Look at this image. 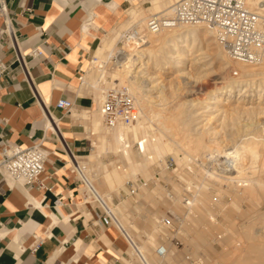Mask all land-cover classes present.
<instances>
[{
  "label": "crops",
  "instance_id": "0c3cea01",
  "mask_svg": "<svg viewBox=\"0 0 264 264\" xmlns=\"http://www.w3.org/2000/svg\"><path fill=\"white\" fill-rule=\"evenodd\" d=\"M148 1L4 0L0 58L8 71L0 81V152L6 142L41 144L48 157L43 188L28 189L0 175V264H132L123 233L109 236L110 222L92 205L75 173L82 178L75 164L91 146L86 123L77 116L97 105L84 78L100 41L132 6ZM11 34L26 61L28 79L16 60ZM36 48L44 55L32 60ZM60 100L72 102L74 109H59ZM181 221L179 217L177 224ZM187 235L189 243H177L171 264H219V245L198 238L191 243ZM240 259L251 261L247 254ZM237 260L234 255L229 263Z\"/></svg>",
  "mask_w": 264,
  "mask_h": 264
},
{
  "label": "rangeland",
  "instance_id": "374dc122",
  "mask_svg": "<svg viewBox=\"0 0 264 264\" xmlns=\"http://www.w3.org/2000/svg\"><path fill=\"white\" fill-rule=\"evenodd\" d=\"M174 1L175 0H169L168 5L171 6ZM150 4V1H148L140 3L139 6H132L131 8L134 11L132 10L133 12H131L129 15L130 8L126 12L125 20L116 26V28L109 31L107 35H105V37H103L100 41L97 49L102 44L101 47H103V54L100 55V59L96 64H101L103 61L104 76L101 77V73L98 72L97 68L92 69L90 66L84 78L85 87L90 91L91 94L95 96L97 102L96 106L99 107V103L101 101L100 98L102 99L103 96L100 90L105 91L116 86H128L118 85L117 82L113 80L115 72L119 70L116 58L118 60V58L123 57L119 56V54L118 57L117 53L126 52L124 51L126 50L124 47L126 44H128L127 42H121L120 37L121 34L124 31H127L133 24H137L141 29L146 26V24L141 23L142 17L139 12L143 8L150 6ZM135 10L138 14L135 12ZM138 19L140 20L138 21ZM141 24L144 26L142 27ZM116 29L117 32L114 33L113 31H116ZM207 35L208 34L202 32V34L198 36L199 39L196 41V49H199L200 51L195 54L198 55L200 52L204 54V59L202 60V62L205 61L204 63L199 64V62L197 63L194 61V56H189V60L185 61V69L182 71H177L171 68L163 70L159 67H156L152 62H149L148 65L143 66V68L147 69V71L144 70L143 72L146 75H134L136 76L137 80L139 78V81H137L132 75L134 78L133 80L135 81L136 85L140 87V89H130L132 90L131 92L134 95L135 100L139 97L140 99L142 98V103L144 102L142 106L138 105V103L136 104L138 111L141 109L142 113L144 112V115H149L145 119L147 126L154 125L153 127H149L151 129L156 128L154 124L155 121L153 120L152 116L154 112L164 111L169 114L171 111L177 112L181 110L184 112V118H186V120L189 118L187 120L188 125L186 124L184 126V130L187 132L189 131V134H192V136L195 137L199 135L201 136L203 133L202 136H205L203 137V140H206V144L209 141L213 143L211 144V142H209L207 144L208 146L211 145L207 151L204 150L203 153L201 151L196 155L192 154L193 157L191 154H187L190 156L189 159L188 157L183 159L184 156H187L186 153L184 155L181 150L177 149L176 152H165L158 159L150 160L147 163L143 153L138 150L137 144L133 143V135L130 134V137L128 136L127 140L129 141V144H131V148L128 150L129 154L131 153L130 156L134 161H131L130 163L125 156H123L121 153L115 152L114 150V134L116 129H105L106 127L104 123H102V130L100 134L92 135L93 126L90 120L91 114L82 112L79 116H77L81 122L86 123L84 124L87 131L86 137L88 138V141L91 145L87 152L81 155V158L77 159L79 167L82 169L83 175L85 174L84 176L90 182L92 181V185L98 189L97 191L99 194L101 196L103 195L102 197L112 208L115 216L122 224L124 231L116 224L107 210H105L99 198H97L96 195H93V192H91L84 178L79 176L77 170L75 173L82 182L83 190L86 191L88 199L92 202V205L95 208H98L102 213H104V215L107 213L110 215L109 222L111 226L108 230L109 236L116 237L118 231L123 233V237L121 236V241L126 247V251L132 260V264L145 263L141 259L140 255L135 252L132 245L130 244L129 239L137 246L144 247L145 257L148 262L150 261V264H166V258L158 257L156 254V250L159 245H165L169 251L167 261L168 264H171V255H175L178 251L179 246L177 243H189L187 233L191 236V243L194 241V239L198 238L209 245H219L221 250V258L218 260L219 264H230L229 259L234 255H237L238 257L236 264H246L244 260L241 261L240 259V257L244 259L246 254L247 256H250L251 259L249 264H264V256L262 259L258 260V254L257 251H255L257 248L256 246L260 245V243L263 245L264 249V196H262L256 203V201H253L249 198H244L239 195L242 187L238 186V179L231 182L225 181L226 178L236 175V173L233 171V169L235 170L236 167H233V165L235 166L238 161L242 162V164L246 165L247 167L251 165L249 162L252 160L250 159V149L253 148L252 146H254V148L253 151L251 149V153H257L259 161V164L256 163L253 165L257 170L256 176H260L264 181V170L262 171L260 166L263 162L262 155L264 150V145H262L264 144V115L257 113L251 115L247 112L244 113L240 110L234 111L233 109L237 107V104L240 101L243 102L241 104L242 106H257L255 103L259 102L260 100H264V92L259 93V90L261 89V83L260 81H257L252 87L250 86L252 91L248 92L245 96H240V89H246L245 87H249L248 85L241 86L230 98V100H232L230 103V108H232L231 110L233 112L231 110V112L228 110L223 111L226 108H224L225 106L222 104L229 101L228 94H223L221 96L222 104L219 107L222 111L220 110V114L219 112L203 113L204 110L201 109L202 105H199V107L195 106L196 103H203V106L208 105V103L212 101L214 94L218 93L217 89L222 88L228 81L232 80L234 77L233 70L236 68L235 64L233 63H231V67H229V60L226 53V61H221L217 53H224L225 51H223V49L218 45L213 33L211 34L212 36L209 35L210 37L208 36V38H206ZM103 40L104 42L102 43ZM148 43L149 42L145 43V45L143 43L141 44H143V48H147L150 45V43ZM130 46L132 49H134V47L137 49L136 45ZM95 55L96 54H94L93 57ZM135 59L137 58L135 57ZM91 60H93V58H91ZM147 60L148 58L143 60L145 61L144 63H146ZM137 64L138 61H136V65ZM204 64L206 66H204ZM136 71H138V69ZM260 95L261 98L259 99ZM183 104H185V106ZM262 105L264 107V103L260 106ZM175 107L177 108L175 109ZM194 113L196 115H194ZM197 113L202 116H197ZM205 115L207 117H205ZM203 118H208L210 120L207 122L205 129L202 127L203 123H197ZM137 122L138 121H136L134 123L135 125H133L136 126ZM194 127L196 128L194 129ZM205 133L206 135H204ZM106 134H109V138H106ZM141 135L142 131L139 132V137H141ZM253 137H255V139ZM99 138L101 140L97 141ZM111 138L112 140L114 139V141H112ZM249 138H252L250 142ZM95 139L97 142H99V144L96 143V146L97 144L99 146H97V148L92 144L93 140ZM175 139H180V137L176 136ZM215 141L217 144H215ZM149 144L148 146L150 147ZM244 144L246 146H244ZM215 146H217L218 149ZM242 146L244 147L242 148ZM216 150H218L219 153L216 152ZM208 151L215 152V154L211 156L212 158L208 156ZM236 151H239V153L242 154V161L241 159H233L235 161L234 162L232 158H229L234 154L233 152ZM242 156H244L246 160ZM170 158H173L176 163V170L174 172L169 171L166 166V162ZM132 162L134 164H132ZM142 163L145 165L143 166ZM130 165H136V168L137 165L138 167L140 166V168H137L135 175L129 168ZM143 168H145V170ZM125 170H127L126 176L121 182H119L120 184L116 183L110 187L107 186L110 185L108 182L105 181L104 183V179L106 180L107 177L106 173H113L114 171H120V173H122ZM258 172L262 176L258 175ZM103 174H106V176H103ZM251 176L252 175L249 173V171H246V174L241 177V180H248ZM134 179H138L141 182H146L148 186L140 189L136 195H131L127 191L126 186L129 181ZM185 180H187L189 183L187 181L185 183ZM184 197H187V200H189V202L192 204L186 206L184 203ZM171 216L176 217L177 219L179 217L183 219V221H181V225L177 224L180 226L178 233H171L161 222L164 218ZM176 222H178V220ZM151 237L153 240L149 239ZM232 264H235V262Z\"/></svg>",
  "mask_w": 264,
  "mask_h": 264
},
{
  "label": "bare ground",
  "instance_id": "6f19581e",
  "mask_svg": "<svg viewBox=\"0 0 264 264\" xmlns=\"http://www.w3.org/2000/svg\"><path fill=\"white\" fill-rule=\"evenodd\" d=\"M128 1H132V0H128ZM169 0H150V6H148L147 8H143L139 14L141 15V23L143 24H147V19L149 16H166V17H170L173 13V6L174 3L177 1L175 0L174 3L170 6L168 5ZM115 3L113 2L112 5H114ZM110 5V4H109ZM111 5V8H113L114 6ZM133 10V9H132ZM130 11L129 14L133 11ZM136 12V10H135ZM137 13V12H136ZM138 14V13H137ZM136 14V15H137ZM135 18V17H134ZM137 18V17H136ZM140 19H138L139 21ZM136 23V22H135ZM138 23V22H137ZM143 24L142 27L144 26ZM140 25V24H139ZM140 27V26H139ZM145 27V26H144ZM143 27V28H144ZM202 32H204L205 34H208L206 36V38H208L209 35L212 34V31L209 30L207 27L202 26V25H198V26H188V25H181L177 28H173V29H168V30H163L161 32H155L153 34H149L147 35V40H145L143 42V44L145 45V43L149 42L150 45L147 48H143V44H139L135 49H132L130 45L133 44H126V46L124 47L126 50V52H118L117 56L119 54V56H123L122 58H118L117 60V66L119 67V70H117L115 72L114 78L113 80L115 82H117L118 85H128L129 89L133 88L134 90H139L140 87H138L135 83V81L133 80L134 78H136V76H134L135 74H143L146 75L144 72V70L147 71V69L143 68L144 65H148L149 62H152L156 67H159L163 70L165 69H175L177 71H182L184 70V66H185V61L189 60V56H194V61H196L197 63H204L205 61L202 62V60L204 59V54H202L200 52V54L196 55L195 53H198L200 50L196 49V41L198 38V36H200L202 34ZM212 36V35H211ZM210 37V36H209ZM205 38V37H204ZM114 43V42H113ZM148 43V44H149ZM147 44V45H148ZM216 44V43H215ZM128 48V49H127ZM103 51V47H100L98 49V51L96 52V55L94 56L93 60H92V64H91V68H97L98 72L101 73V77L104 76V63L103 61L101 62V64H96L98 62V60L100 59V55H102ZM226 52H219L217 53L218 57L221 59V61H226V56H225ZM227 55V54H226ZM118 56V57H119ZM127 57V58H126ZM135 57L137 59H135ZM228 57V65H230L229 67H231V63L235 64L236 68L235 70L240 72V76L239 77H233L231 81H228L222 88H218V93H215L214 96L212 97V101L208 103V105H204L203 103H196L195 106L202 105V108L204 111L203 113H213V112H219L220 114V110L221 108L219 107L222 104L221 101V96L223 94H228V102L223 103L222 105L225 106L224 108H226L223 111H229L231 112L232 108L230 103L232 100H230V98L233 96L234 92L240 88L241 86L244 85H248L249 87H245L246 89H240L241 95L240 96H245L247 95L248 92L252 91V86L254 85V83H256L257 81H260V90L259 93L264 92V63H262L259 66H250V65H244L241 63H237L232 61L229 56ZM147 62L144 63L145 59H147ZM136 61H138V64L136 65ZM226 65V64H225ZM204 66H206L204 64ZM227 66V65H226ZM147 68V67H146ZM149 68V67H148ZM205 68V67H204ZM138 69V71H136ZM229 70V69H228ZM233 70V69H232ZM92 71V70H91ZM232 74V73H231ZM132 75L134 76V78L132 77ZM91 76V75H90ZM95 76V75H94ZM139 76V75H138ZM94 78V77H93ZM137 80V78H136ZM139 81V78L138 80ZM138 83V82H137ZM88 84V83H87ZM251 86V87H250ZM153 87V86H152ZM102 93L104 92V90H100ZM132 91V90H131ZM255 91V90H254ZM140 93V92H139ZM138 93V94H139ZM163 94V93H162ZM149 95V94H148ZM142 96V95H141ZM165 96V95H164ZM137 97V96H136ZM149 97V96H148ZM261 98V95L259 96V99ZM142 99V98H141ZM141 99L138 97V99H136V103H138V105L142 106V101ZM162 99V98H161ZM160 99V100H161ZM100 103H99V107L96 106L94 107V109L89 112H86V114H91L90 115V120L92 122V126H93V130H92V135H98L100 134L101 130H102V123L103 122V118L101 116L100 113V105L102 102V99L100 98ZM165 101V100H164ZM243 102L240 101L237 104L236 108H233L234 111L236 110H240L243 111L244 113H249V114H263L264 115V107L263 105L260 106L261 104L264 103V100H260L259 102L255 103L257 104V106H242ZM252 103V102H251ZM164 104L166 105V103L164 102ZM185 106V104H183ZM181 106V105H180ZM153 107V106H152ZM141 108V107H139ZM177 107H175L176 109ZM231 110V111H230ZM150 111V110H149ZM222 111V110H221ZM148 112V111H146ZM233 112V111H232ZM147 114V113H146ZM100 115V116H99ZM148 115V114H147ZM184 112L177 111V112H173L171 111L169 114L164 112V111H158V112H154L153 113V121L156 128L151 129L150 127L153 126H147L145 123V119L146 115H144V112L142 113V110L140 109L138 111V118H137V123L136 126H131L128 128H118L116 129V132L114 134V139H115V147L114 150L117 153H121L123 156H125L127 158V160H129V162L131 163V161H133V159L131 158L130 154H129V150L131 148V144H129V141L127 140V137L132 134L133 135V143H136L138 146V150L141 151L145 157V159L147 160V163L150 160H156L159 157H161L165 152L169 153V151H177V149L181 150L182 153H186L187 154H199V152L205 150L207 151V149L211 146H208L207 144L211 141H209L206 144V140H203L201 136H192V134H189V131L187 132L186 130H184V126L187 124L188 125V119L186 120V118H184ZM190 115V114H188ZM194 115H196L194 113ZM200 114L197 113V116H199ZM187 116V115H186ZM202 116V115H200ZM199 116V117H200ZM151 117V115H150ZM192 117V115H191ZM205 117H207L205 115ZM209 117V116H208ZM215 117V116H214ZM212 118V117H211ZM214 119V118H212ZM51 121V120H50ZM151 121V120H150ZM210 120L208 118L206 119H202L200 120V122L197 123H203L202 127L205 129V126L207 125V122H209ZM55 123V122H53ZM152 123V122H149ZM190 123V121H189ZM193 123V122H192ZM196 123V124H197ZM209 124V123H208ZM50 125V124H49ZM106 127V126H105ZM188 127V126H186ZM201 127V128H202ZM213 127V126H212ZM196 127H194L195 129ZM208 128V127H207ZM263 128V127H262ZM108 129V128H105ZM193 129V130H194ZM110 130V129H108ZM189 130V129H187ZM191 130V128H190ZM142 131V135L141 137H139V132ZM213 131V130H212ZM114 132V131H113ZM193 132V131H192ZM191 133V132H190ZM213 133V132H212ZM201 134V132H200ZM209 134V133H208ZM211 134V133H210ZM255 134V133H253ZM131 135V136H132ZM206 135V133L204 134ZM212 135V134H211ZM250 135V134H249ZM252 135V134H251ZM176 136H179L180 139H175ZM208 136V135H207ZM130 137V136H129ZM215 137V136H214ZM252 137V136H251ZM106 138H109V134H106ZM211 138V137H210ZM255 139V137H253ZM114 139L111 140L114 141ZM129 139V138H128ZM205 139V138H204ZM209 139V138H208ZM215 139V138H213ZM262 139V138H261ZM101 139L99 138L100 141ZM210 140V139H209ZM212 140V138H211ZM224 140V139H223ZM252 140V138H249V142ZM96 139L93 140L92 144L94 146H96V143L99 144V142H97ZM214 142V140H213ZM236 142V141H235ZM245 142V141H244ZM261 142V141H260ZM150 145V147L148 146V144ZM228 143V141H227ZM264 143V142H263ZM97 144V146H98ZM106 144V143H105ZM211 144H213L211 142ZM215 144H217V142L215 141ZM225 144V143H224ZM248 144V143H247ZM249 145V144H248ZM252 145V144H251ZM250 145V146H251ZM258 145V144H257ZM264 145V144H262ZM96 146V148H97ZM213 146V145H212ZM221 146V145H220ZM241 146V145H240ZM239 146V147H240ZM244 146H246L244 144ZM242 146V148L244 147ZM249 146V147H250ZM99 147V146H98ZM112 147V148H113ZM217 147V146H215ZM214 147V148H215ZM254 148V146H252ZM263 147V146H262ZM213 148V150H214ZM223 148V146H222ZM231 148V147H229ZM246 148V147H245ZM253 148L252 151H253ZM107 149V147H106ZM212 149V147H211ZM218 149V147H217ZM249 149V148H248ZM247 149V151H248ZM251 149H250V154H251V165L249 167H247L246 165L242 164V162L238 161L235 166L233 165V167H236V169L233 171L236 173L235 176H230L228 178H226L225 181H235L237 180L238 182V186L242 187L239 195L244 197V198H249L253 201H256V203L260 200V198L262 196H264V181L261 179V177H257L256 176V167L253 166L254 164L258 163V155L257 153L252 152L251 153ZM132 150V149H131ZM242 150V149H241ZM240 150V151H241ZM244 150V149H243ZM109 151V150H108ZM215 151V150H214ZM245 151V150H244ZM131 152V151H130ZM208 156H210V158H212L211 156H213V154H215V152L212 151H208ZM216 152H218V150H216ZM227 152V151H226ZM259 152V151H258ZM219 153V152H218ZM222 153V151H221ZM232 153V152H231ZM234 154L231 155L229 158H232V160H240L241 159V153H239V151L233 152ZM226 154V153H225ZM228 154V153H227ZM249 154V155H250ZM177 155V154H176ZM183 155V154H182ZM218 155V154H217ZM247 155V153H246ZM220 156V155H219ZM227 156V155H226ZM133 157V156H132ZM135 157V156H134ZM189 159L190 156H184V158ZM193 157V155H192ZM244 158V156H242ZM262 163H261V169L262 171L264 170V150H263V155H262ZM75 158V157H74ZM137 159V158H136ZM135 159V160H136ZM192 159V158H191ZM227 159V158H226ZM245 159V158H244ZM243 159V160H244ZM208 160V159H207ZM233 160V161H234ZM246 160V159H245ZM244 160V161H245ZM145 161V160H144ZM182 161V160H181ZM232 161V162H233ZM242 161V159H241ZM128 162V163H129ZM134 162V161H133ZM132 162V164H134ZM138 162V161H137ZM156 162V161H155ZM187 162V161H186ZM235 162V161H234ZM145 163V162H144ZM144 163L143 166L145 165ZM183 163V162H182ZM195 163V162H194ZM136 164V163H135ZM139 164V163H138ZM141 164V163H140ZM184 164V163H183ZM232 164V163H231ZM259 164V163H258ZM77 166V169L81 172V176L84 178V180L87 182L88 187L90 188L91 192H93V195H96L97 198H99V200L101 201V204L103 205V207L105 208V210H107V212L111 215L112 219L116 222V224L124 231V229L122 228V224L120 223L119 219L115 216V213L113 212L112 208L110 207V205L104 200V198L99 194V192L97 191L98 189L95 188L92 185V181L90 182L82 173V169L79 167L78 161L75 164ZM196 165V164H195ZM198 165V164H197ZM136 166V165H135ZM134 165H130V169L132 170L133 174L135 175V172L137 171V168H140V166L137 168ZM141 166V167H143ZM148 166V165H147ZM146 166V167H147ZM162 166V165H161ZM186 166V165H185ZM194 166V165H193ZM230 166V165H229ZM181 167V166H180ZM118 168V167H117ZM119 169V168H118ZM124 169V168H123ZM145 170V168H143ZM141 170V169H139ZM127 170L123 171L122 173L114 171L113 173H106L107 177L106 180L104 179V183L105 181L108 182L107 186H113L116 183H119L123 180V178L126 176V172ZM246 171H249V173L252 175L250 177V179L246 180H241V177L246 174ZM260 171V170H259ZM191 172V171H190ZM223 172V171H222ZM264 172V171H263ZM187 173V172H186ZM259 173V172H258ZM257 173V174H258ZM106 174L103 176H106ZM149 174V173H148ZM132 175V174H130ZM258 175H261L260 173ZM144 176V175H143ZM213 176V175H212ZM262 176V175H261ZM131 177V176H130ZM132 178V177H131ZM146 178V177H145ZM244 178V177H243ZM186 179V178H185ZM108 180V181H107ZM187 180H185L186 183ZM248 181V182H247ZM188 182V181H187ZM247 182V183H246ZM154 183V182H153ZM189 183V182H188ZM207 183V182H206ZM228 183V182H227ZM241 183V184H240ZM120 184V183H119ZM240 184V185H239ZM189 185V184H188ZM191 186V185H190ZM229 186V185H228ZM210 187V186H209ZM233 187V186H232ZM109 188V187H108ZM194 188V187H193ZM229 188V187H228ZM112 189V188H111ZM114 189V188H113ZM124 189V187H123ZM222 190V189H221ZM196 191V190H195ZM95 193V194H94ZM103 193V192H102ZM168 193V192H167ZM233 193V192H232ZM231 194V192H230ZM235 197V196H234ZM242 199V198H241ZM200 200V198H199ZM204 202V201H203ZM262 203V202H261ZM192 203L190 202V205ZM200 204V203H199ZM255 204V203H254ZM237 206V205H236ZM236 208V207H235ZM194 209V208H193ZM201 209V208H200ZM133 215V214H132ZM131 216V215H130ZM132 218V217H131ZM156 218V217H155ZM123 219V218H122ZM128 220V219H127ZM152 220V219H151ZM158 220V219H157ZM156 223V222H154ZM153 223V224H154ZM159 223V222H158ZM151 234V233H150ZM153 234V233H152ZM151 236V235H150ZM149 236V237H150ZM155 236V235H154ZM129 239V238H128ZM149 239H152L149 238ZM153 240V239H152ZM130 244L132 245L133 249L135 250V252H137V254L140 255L141 259L144 261L145 264H150V261L148 262V260L145 257V249L142 246H137L136 244H134L130 239ZM149 241V240H148ZM156 241V240H154ZM147 244V243H146ZM257 248L255 249V251H257V256H258V260L262 259L264 256V249H263V245H258L256 246ZM158 249V248H157ZM96 251V250H95ZM157 251V250H156ZM233 253V252H232ZM148 256V255H146ZM235 259V258H234ZM261 264V263H258Z\"/></svg>",
  "mask_w": 264,
  "mask_h": 264
},
{
  "label": "built area",
  "instance_id": "2783aa9c",
  "mask_svg": "<svg viewBox=\"0 0 264 264\" xmlns=\"http://www.w3.org/2000/svg\"><path fill=\"white\" fill-rule=\"evenodd\" d=\"M4 0H0V16L6 18ZM181 25H202L212 31L218 45L229 58L237 63L259 66L264 63V0H177L170 17L149 16L144 28L133 24L121 34L120 41L138 46L147 40V35L163 30L177 28ZM7 31L10 25L7 23ZM3 32L0 31V35ZM16 60L28 79V67L20 54L19 44L11 34ZM42 49H33L32 60L43 57ZM117 62V58H116ZM8 67L0 58V81L7 75ZM233 76L239 77L240 72L233 70ZM100 105V113L104 125L110 130L133 126L138 118V108L134 95L128 86H116L105 90ZM57 107L69 113L74 109L70 101L60 100ZM47 152L41 144L22 147L6 142L0 152V175L22 184L28 189L43 188L41 176L46 171ZM167 169L174 172L176 163L173 158L166 162ZM146 182L134 179L127 183V191L136 195L140 189L147 187ZM186 206L190 205L184 197ZM110 215L105 214L109 222ZM176 217H166L161 222L172 233H178ZM177 242V241H176ZM37 243L32 251H37ZM165 245H159L156 254L165 258L168 254ZM222 264V263H220Z\"/></svg>",
  "mask_w": 264,
  "mask_h": 264
}]
</instances>
